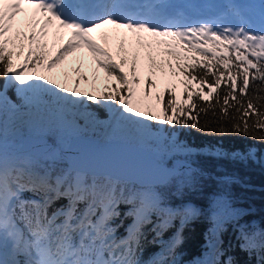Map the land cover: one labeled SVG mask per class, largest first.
Here are the masks:
<instances>
[{"label":"snow or ice","instance_id":"snow-or-ice-1","mask_svg":"<svg viewBox=\"0 0 264 264\" xmlns=\"http://www.w3.org/2000/svg\"><path fill=\"white\" fill-rule=\"evenodd\" d=\"M25 4L34 8L32 16L18 21V15L26 12ZM228 9L239 19L237 25L222 26L215 20L182 23L183 13L167 12L162 0H0V78L18 84L22 107L28 108L37 101L51 103L66 122H74L68 118L76 115L80 106L86 110L87 103L91 102L107 107L110 120L118 125H142L144 131H150L147 121L161 126H189L213 134H241L264 141V13L256 28L238 6L229 4ZM37 14L42 16V21ZM37 25L41 37H47L48 30L54 28V36L63 40L65 33L61 29L66 30V41L46 60L49 70L69 51L83 47L93 54L96 65L119 83H105L106 90L97 96L91 91L79 90V81L87 79L80 67L73 69L79 75L72 87L48 76L25 75L23 69L30 61L36 65L45 63L47 44L37 39ZM108 26L117 29L113 38L118 41L119 61L105 46L109 36L103 30ZM13 28L16 29L14 36L6 35ZM120 29L124 30L123 34ZM94 32H102L104 45L97 42ZM24 40L28 42L26 52ZM129 41L134 46L131 78L123 69L128 63L125 42ZM17 47L19 50L14 52L13 48ZM139 48L147 49L149 71L153 75L156 70L163 73L165 67L173 75H183L181 83L185 85L188 100L177 101L173 98L174 88L165 87L164 93L169 98L163 107L148 105L146 110H141L133 106V84L140 82ZM153 50L162 54L160 61L156 60ZM14 55L23 56L19 67L13 60ZM191 81H198V85L193 86ZM145 85L143 97L146 98L149 89L156 87V80L147 76ZM45 95L50 100L45 101ZM162 95L156 92L157 102ZM201 102L208 106L199 107L189 118V110ZM5 103L6 97L0 92V122ZM11 107L19 111L17 105ZM209 111L215 119L201 124L200 114L207 115ZM87 115L93 122L103 123L94 113ZM25 192L38 194L39 199L24 198ZM61 199L66 203L49 211ZM119 203L132 206L125 214L132 217V222L126 228V235L121 237L110 226L111 219L120 215ZM159 212L166 213L164 223L179 214L184 217L194 214L188 207L161 208L152 189L125 194L110 178L103 182L95 178L89 181L79 171L56 173L37 168L31 156L6 149L0 130V241H10L14 250L25 257L13 264H141L136 259V251L143 227L151 223L153 213ZM239 238L240 247L246 251L264 250V230L242 226ZM178 242L177 236L166 251ZM150 264H167V260L161 253ZM203 264L220 262L213 259ZM225 264H232L231 258Z\"/></svg>","mask_w":264,"mask_h":264},{"label":"trees","instance_id":"trees-1","mask_svg":"<svg viewBox=\"0 0 264 264\" xmlns=\"http://www.w3.org/2000/svg\"><path fill=\"white\" fill-rule=\"evenodd\" d=\"M253 1V5L246 0L240 6L255 23L260 24L261 15L264 13V0ZM15 31L10 36H14ZM63 33H65L63 40L55 37L54 32L51 33L49 40H40L47 44L44 50L46 53L45 63L36 65L30 61L29 66L23 69L25 75L38 77L47 68L46 60L53 57L56 54V49L67 39L66 30ZM19 42L17 40V45ZM117 46L118 41L114 38L112 43L108 44L113 53V58L119 60ZM9 47L12 48L13 46L9 44ZM133 47L130 41L125 42V48L128 49V63L123 65V69L129 74V78H131L130 64ZM77 49L79 48L69 51L67 55ZM18 50V47L13 48L14 52ZM181 51L184 50L181 49ZM153 55L157 61L163 58L162 54L156 50H153ZM15 57L14 55L13 60ZM63 58L57 64L62 62ZM15 64L19 67L22 62ZM141 65H147V67L143 69L140 67ZM173 65H175V60H173ZM103 71L106 72L104 69ZM137 75L140 77V82L138 85L133 84L135 94L132 97V104L134 107H139L141 110H146L148 105L163 107L169 98L167 93H164L165 87L174 88L175 95L173 98L177 101L188 100L184 93L185 85L181 83L184 78L183 75H173L167 67L160 76H157L156 73L153 75L149 71L147 55L144 57L140 54ZM147 76H152L156 80V87L150 88V94L145 98L143 97V90L146 87L145 77ZM118 83L119 81L115 79V84ZM191 84L197 86L198 81H191ZM17 88V83L7 82L4 78H0V92L4 94L7 100L2 119L9 110L10 102L14 101L18 105H22V99ZM157 91L163 94L159 102L155 99ZM188 91L191 92L192 88H189ZM45 97L49 98L47 95ZM191 103L192 101L189 100L188 104ZM201 106L207 107L208 105L203 102L198 103L196 108L189 110V118L195 115ZM31 107L41 109L44 114H51L55 108L51 103H40L39 101L28 108ZM87 109L100 119H104L108 115L106 107L97 106L91 102L87 103ZM198 119L203 124L206 120L213 121L215 118L209 111L207 115L201 113ZM145 123L148 124L149 128L157 130L153 140L155 149L148 147L147 142L142 140L127 136L121 138L148 147L158 161L168 166H174L175 159L183 158L193 166L191 172L186 173L181 170L166 182L153 185H139L131 181L110 179L116 182L117 189L124 190L125 194L152 189L160 200L161 208L180 210L188 207L194 210V214L187 217L179 214L169 218L167 223H164L166 213H153L150 217L151 223L143 227V237L136 251V259L141 264H150L153 259L163 253L167 264H203V262L213 259L218 260L220 264H225L229 258H231L232 264H264V250L246 251L240 247L239 238L242 226L249 229L264 230V141L241 134H213L189 126H161L155 122L147 121ZM104 126L100 125L98 130H87L82 131V133L104 137ZM22 129L24 136L30 137L38 132L36 133L38 136L46 137L54 144L59 141V136L65 132L70 137L77 133V131L67 130L59 126L48 129L46 126H38L36 122L33 126L23 123ZM168 136H170L167 145L169 151L178 141L185 147L186 152L163 154L162 151ZM24 152L20 153L28 154ZM33 161L37 168L48 169L56 173L75 171L69 167L66 158L62 155L54 159L38 156ZM83 174L89 181L95 178L103 182L106 179V177ZM23 196L24 198L39 199L38 194L30 192H25ZM64 203H66L65 199L55 201L50 206L49 211ZM131 207L130 204L125 203L117 205V211L120 215L113 217L110 221V226L115 229L117 237L126 235V228L132 222V217L125 214ZM177 236L179 242L175 243L170 251H166ZM12 257L14 262L25 259L14 248Z\"/></svg>","mask_w":264,"mask_h":264},{"label":"rangeland","instance_id":"rangeland-1","mask_svg":"<svg viewBox=\"0 0 264 264\" xmlns=\"http://www.w3.org/2000/svg\"><path fill=\"white\" fill-rule=\"evenodd\" d=\"M169 1L174 0H162V3L165 4ZM178 3L176 8V12H182L183 17L180 20L182 23H196L199 21H212L215 20L217 23L222 26L229 25H237L239 23V19L230 14L228 5H236L241 11L242 15L248 19L253 27L259 28L260 24L254 22L245 12V10L240 6L246 0H175ZM257 1V0H255ZM251 5L254 4L253 0H248ZM247 5V3H246ZM26 9V12H22L18 15L17 20L30 19L34 8L31 5H23ZM37 18L41 19L42 16L37 14ZM183 19H188L185 22ZM20 26L19 24L17 25ZM40 26H36L37 30V39L38 40H49L51 37V33L55 32V29H49V35L47 37H41L39 35ZM16 30L13 28V31ZM25 31H30L28 28H24ZM52 30V32H51ZM12 31V32H13ZM64 29H61V32H64ZM117 31L114 26H108L107 29H104L103 32H106L109 36V41L107 43L111 44L113 41L114 33ZM7 33L6 35H11V33ZM120 33H124L123 29L119 30ZM94 38L98 43L104 45L105 42L102 39V32H94ZM130 37V34H129ZM25 49L27 51V40H24ZM129 45V44H128ZM110 48V47H109ZM140 49L141 56L146 57V49ZM111 50V48H110ZM117 61L118 58H116ZM14 62L17 64L23 63V56L19 58L15 57ZM75 67H80L81 73L87 77V79H81L79 81L80 91H91L97 96H99L106 89L104 88V84L108 83L110 85L115 84V78L107 76V73L103 71L101 67H98L95 63V58L93 54L87 48H79L74 52L70 53L66 57L63 58L62 62L56 64L51 70L46 68L43 70L38 76H48L50 78L57 79L60 83H66L67 86L72 87L75 82V77L79 75L74 72L73 69ZM143 69L147 67V65H141ZM67 73V76H65ZM157 76H160L162 73L159 70L155 72ZM111 91V88L107 89ZM44 100H50V97H43ZM17 105L19 107V111L14 110L11 105ZM107 108V107H106ZM108 115L104 119H100L98 117V121H103V123H96L91 120V118L87 115L90 112L87 108L84 109L83 106H80L79 112L73 117L68 118V121L74 122H66L61 120V115L57 111L55 107L51 114H44L41 109H37L35 107L25 108L18 103L12 101L9 104V110L6 116L0 122V130H2L3 139L5 142V147L8 151L14 152L16 149H21L25 151L24 153H28L27 155L31 156L34 159L38 156H42L43 158L54 159L59 155H62V151L65 152L67 149L69 135L65 132L59 136V141L56 144H50L49 142H45L47 144L46 148L43 151L33 150L34 141L40 140L41 136H38L35 132L31 137H27L22 135L23 123L28 124L29 126H33L38 123V126L41 127L46 126L48 129L59 126L66 128L67 130H75V131H87V130H98L100 125H105V135L107 137H129L133 139H138L147 142L148 147L154 148L153 140L157 134V130L151 129L148 127L150 131L142 130V125H130L127 123H120L119 125L114 121L110 120V113L107 108ZM91 113V112H90ZM170 136L167 137L165 142V147L163 148V154H180L186 152L184 146L180 144V142H175L174 147L171 151L168 150L167 145L169 144ZM17 152V153H20ZM64 157V156H63ZM116 235V234H115ZM117 236V235H116ZM4 246L6 247L7 253L10 255L9 260L5 264H13L11 260L12 255V246L9 244L8 240H4Z\"/></svg>","mask_w":264,"mask_h":264},{"label":"water","instance_id":"water-1","mask_svg":"<svg viewBox=\"0 0 264 264\" xmlns=\"http://www.w3.org/2000/svg\"><path fill=\"white\" fill-rule=\"evenodd\" d=\"M41 139L54 144L46 137ZM68 145L70 155L64 151L62 154L72 170L139 185L162 184L182 169L190 173L193 168L183 158L176 159L174 166H168L155 159L148 148L118 137L78 132L69 137Z\"/></svg>","mask_w":264,"mask_h":264},{"label":"bare ground","instance_id":"bare-ground-1","mask_svg":"<svg viewBox=\"0 0 264 264\" xmlns=\"http://www.w3.org/2000/svg\"><path fill=\"white\" fill-rule=\"evenodd\" d=\"M45 142L47 141H43L41 138L40 140L34 141L33 150L43 151L47 146ZM69 150H71V148L69 147V145H67V149L65 150V153L67 155H70ZM9 257L10 255L7 253L6 247L4 246V240L0 241V264H5V262L9 260Z\"/></svg>","mask_w":264,"mask_h":264}]
</instances>
